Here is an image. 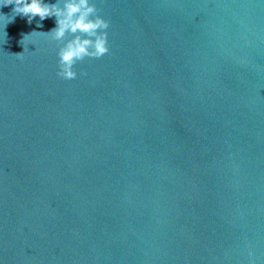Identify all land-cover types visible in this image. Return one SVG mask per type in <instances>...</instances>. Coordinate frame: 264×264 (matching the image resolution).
I'll use <instances>...</instances> for the list:
<instances>
[{
	"label": "water",
	"instance_id": "water-1",
	"mask_svg": "<svg viewBox=\"0 0 264 264\" xmlns=\"http://www.w3.org/2000/svg\"><path fill=\"white\" fill-rule=\"evenodd\" d=\"M90 3L72 80L0 6V264H264V0Z\"/></svg>",
	"mask_w": 264,
	"mask_h": 264
},
{
	"label": "clouds",
	"instance_id": "clouds-1",
	"mask_svg": "<svg viewBox=\"0 0 264 264\" xmlns=\"http://www.w3.org/2000/svg\"><path fill=\"white\" fill-rule=\"evenodd\" d=\"M7 5H14L13 11L27 17L28 23L36 16L41 21L55 17L56 27L45 34L62 43L57 53V75L63 79L77 77L74 66L78 61L86 57L99 59L109 53V22L97 14L96 6L90 0H63L62 6L60 0L55 4L45 3L44 0H3L0 4ZM37 26L42 27L41 24ZM68 35L72 38L66 40ZM21 54L17 56L22 58Z\"/></svg>",
	"mask_w": 264,
	"mask_h": 264
}]
</instances>
